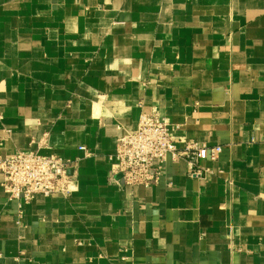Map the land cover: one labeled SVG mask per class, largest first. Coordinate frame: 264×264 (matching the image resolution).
I'll list each match as a JSON object with an SVG mask.
<instances>
[{"label": "crops", "instance_id": "0c3cea01", "mask_svg": "<svg viewBox=\"0 0 264 264\" xmlns=\"http://www.w3.org/2000/svg\"><path fill=\"white\" fill-rule=\"evenodd\" d=\"M152 112L180 149L222 146L207 174L113 177ZM18 152L74 161L75 192L19 208L0 173V264H264V0H0V157Z\"/></svg>", "mask_w": 264, "mask_h": 264}, {"label": "built area", "instance_id": "2783aa9c", "mask_svg": "<svg viewBox=\"0 0 264 264\" xmlns=\"http://www.w3.org/2000/svg\"><path fill=\"white\" fill-rule=\"evenodd\" d=\"M179 130L180 126L171 125L158 112L142 114L137 130L127 132L117 140L116 153L111 156L113 177H120L128 187L149 188L160 183L164 164L171 158L186 161L191 178H202L208 170L202 169L200 163L217 162L223 148L187 143L180 149L173 138L174 132ZM74 170V161L38 152H18L9 158L0 157L3 189L10 200L19 202V208L37 196L70 197L75 192Z\"/></svg>", "mask_w": 264, "mask_h": 264}]
</instances>
